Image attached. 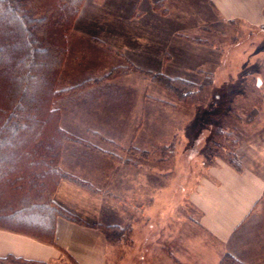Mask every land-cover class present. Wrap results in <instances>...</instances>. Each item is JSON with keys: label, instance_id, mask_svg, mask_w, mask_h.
Wrapping results in <instances>:
<instances>
[{"label": "rangeland", "instance_id": "rangeland-1", "mask_svg": "<svg viewBox=\"0 0 264 264\" xmlns=\"http://www.w3.org/2000/svg\"><path fill=\"white\" fill-rule=\"evenodd\" d=\"M165 1L83 0L66 34L58 88L92 82L55 101L60 128L79 142L63 143L58 160L61 172L78 182L61 178L53 198L108 238L105 264H211L214 255L206 250L220 254L223 241L197 226L200 214L188 194L210 166H238V142L264 120V23L227 21L210 7L202 16L185 14L188 28L170 39L168 66L158 71L100 40L99 9L114 18L124 10L133 21L148 11L166 14ZM147 29L135 35L139 44L151 39ZM62 196L68 208L58 203Z\"/></svg>", "mask_w": 264, "mask_h": 264}, {"label": "crops", "instance_id": "crops-1", "mask_svg": "<svg viewBox=\"0 0 264 264\" xmlns=\"http://www.w3.org/2000/svg\"><path fill=\"white\" fill-rule=\"evenodd\" d=\"M165 3L169 10L166 14L148 11L133 21L123 16L124 10L121 15L118 14L119 18H114L107 11L101 14L99 9L97 13L102 16L97 19L100 40L122 52L139 67L158 71L165 64L168 66L164 54L170 39L188 28V24L184 23L185 14L202 16L205 14L203 9L210 7L214 15H223L227 21L241 20L252 25L264 23V0H170ZM176 7L181 11L178 12ZM212 20L201 24L208 25ZM140 23L143 30L147 26V32H150L151 39L146 44H139L135 38L142 30L138 29L141 28ZM78 38L76 36L75 41ZM206 59L216 60L211 56H206ZM214 72L212 74L216 79ZM261 122L259 129L249 131L238 142L237 167L225 163L210 166L188 194L189 201L200 214L197 226L212 235V239L218 237L223 241L220 254L216 255L209 248L206 250L207 254L214 255L208 263L217 264L223 254L230 253L245 264H264V120ZM60 186L77 191L70 182H63ZM62 198L57 199L60 200L58 203L68 208L70 201L64 196ZM115 224L126 229L121 222ZM222 232L228 233L225 236ZM107 243L108 238L98 227L58 217L53 237L47 241L0 229V259L20 260H0V264H105ZM204 258L208 260L209 257L204 255Z\"/></svg>", "mask_w": 264, "mask_h": 264}, {"label": "trees", "instance_id": "trees-1", "mask_svg": "<svg viewBox=\"0 0 264 264\" xmlns=\"http://www.w3.org/2000/svg\"><path fill=\"white\" fill-rule=\"evenodd\" d=\"M82 4L83 0H0V229L45 241L53 237L58 217L82 224L53 198L61 178L78 182L58 166L63 143L79 141L60 128L55 101L92 82L67 89L57 86L66 34ZM174 82L195 88L191 82ZM217 264L245 263L225 253Z\"/></svg>", "mask_w": 264, "mask_h": 264}]
</instances>
